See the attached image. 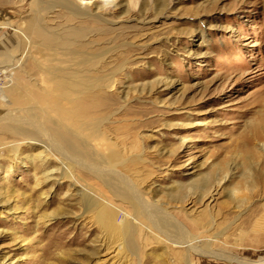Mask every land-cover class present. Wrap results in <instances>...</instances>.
Wrapping results in <instances>:
<instances>
[{
	"label": "rangeland",
	"instance_id": "374dc122",
	"mask_svg": "<svg viewBox=\"0 0 264 264\" xmlns=\"http://www.w3.org/2000/svg\"><path fill=\"white\" fill-rule=\"evenodd\" d=\"M9 40L0 264H264V0H0V47ZM73 47L104 53L91 80L105 81L106 107L70 117L48 73ZM112 150L118 166L98 158ZM246 158L262 178L241 187ZM81 190L118 222L136 205L144 230L111 237Z\"/></svg>",
	"mask_w": 264,
	"mask_h": 264
},
{
	"label": "bare ground",
	"instance_id": "6f19581e",
	"mask_svg": "<svg viewBox=\"0 0 264 264\" xmlns=\"http://www.w3.org/2000/svg\"><path fill=\"white\" fill-rule=\"evenodd\" d=\"M27 29H26V31H27ZM20 34H23L22 31H20ZM24 34H25V32H24ZM32 35L35 37H42L43 36L41 29H39L38 27H35V26L31 27V29H30V37ZM78 35H79V33L75 31V32H72V35H70L69 38H71V39L76 38ZM30 37H28V38H30ZM69 38H68V41L71 40ZM66 55H67L66 66L61 67L59 65H56L51 70H49L48 75H49L50 79H54V80L57 79V81L60 82V84L62 86H64V85L66 86V88L64 86V88H65L64 91H67V95L73 104L72 110L69 111L68 115L70 117L77 116L78 114H81V113L87 115V111H90V110L95 111L94 108L95 109L97 107L105 108L106 107V101H105L104 97L101 96L99 98V95L97 94L99 91H101L104 88L105 81L102 80L101 82H97L96 80H93V79L91 80L92 74H93L91 71H93V67L96 64L95 62H93V60H95L97 62V60L101 59L104 56V53L103 52H92V51H88L87 49H82L79 47L78 48L73 47L70 50H68ZM17 63H19V62H17ZM84 71H86V72H84ZM10 74H11V77H9V79H8V81H9L8 85L4 86V88L0 91V100H2L3 102L7 101L6 92H8L9 89L8 90H5V89H7V87L11 83V78H12V69L11 68H10ZM111 77H109V78H111ZM92 99L95 101H92ZM94 118L95 117L93 115H92V117H90V119H92V123H89V126L92 127V129L96 130V129H98L97 128L98 123H96ZM76 130L79 131L78 127H76ZM72 134L74 135L75 133H72ZM70 136H72V135H70ZM72 139L73 138H71V140ZM80 139L83 141L84 145L87 143L86 142L87 139L85 137H81ZM70 147H71V145H70ZM75 152H77V151H75ZM98 158L101 160V162L103 164H107L110 166H115V165L118 166L120 164V159H119L120 157L118 155L117 150L116 151L115 150L109 151L108 153H106L103 156H100ZM69 163H70V161H69ZM243 164L248 171L243 172V175L241 178V184H240L241 187L243 186V184H245V185L246 184L247 185L256 184L255 181L260 180V176H261L260 173L263 172V171H261L262 168L259 166H258V168H254V169L251 168L252 164L257 165L256 163H254V160L251 158H246L244 160ZM63 177L68 178L71 176L69 175L67 170H65ZM261 178H262V176H261ZM74 179L72 180L73 184L76 183V181L78 179L77 176ZM238 188H240V187H238ZM108 189L109 190L112 189L111 185H107L106 190L103 188H100L97 190V192L99 194H106L108 192ZM88 194L89 193H87L83 190L80 191L81 204H82V208H83L84 212L93 214L94 220L96 221L98 226H100L103 230H105L111 237H115L118 239H125V238L131 239L136 234H138L139 231L144 230L142 225H141L142 223H140L143 221L141 220L139 222L140 224L137 223L138 219L140 220V213H139L136 205H131L132 209L129 208L130 213H132L131 211L135 212V216H132L133 213L130 214L128 211H126L125 212L126 217L124 216L125 218L124 219L122 218V220L120 222H118L116 220V217H119V216H117L118 209L114 208L115 206L114 207L111 206L109 201L104 202V201L96 199L93 196L88 195ZM244 195L245 194H241L240 196H234L232 194H229V200H230V202L240 203L242 201L241 199H243ZM105 201H106V199H105ZM112 204H114V203H112ZM202 217H203L202 223L197 224V229H200V231H206L208 228H210V224H211L212 220L209 218V216H207V214H203ZM167 221H168V223L170 222L169 219ZM146 226H147V224H146ZM168 226L173 227L175 229V231H178V229H179L175 224H169ZM185 226L189 232H191V229H196L193 224H188V225L186 224ZM166 228H168V227L166 226ZM186 235L183 234L182 236L181 235H179V236L183 239L185 237H188L191 239L190 235L189 236L188 235L186 236ZM204 245L208 246V244H204ZM205 250H207V249H205ZM199 252L206 254L207 256L219 257V256L214 255L213 252H205V251H199Z\"/></svg>",
	"mask_w": 264,
	"mask_h": 264
},
{
	"label": "built area",
	"instance_id": "2783aa9c",
	"mask_svg": "<svg viewBox=\"0 0 264 264\" xmlns=\"http://www.w3.org/2000/svg\"><path fill=\"white\" fill-rule=\"evenodd\" d=\"M11 77L10 67L0 66V91L8 85V79Z\"/></svg>",
	"mask_w": 264,
	"mask_h": 264
},
{
	"label": "crops",
	"instance_id": "0c3cea01",
	"mask_svg": "<svg viewBox=\"0 0 264 264\" xmlns=\"http://www.w3.org/2000/svg\"><path fill=\"white\" fill-rule=\"evenodd\" d=\"M20 41H22L21 38H20ZM6 46H7V47L9 46L8 48L11 49V46H12V44H11V40L7 41V44H5L4 47H0V52H3L2 49H4V52H6V51H7Z\"/></svg>",
	"mask_w": 264,
	"mask_h": 264
}]
</instances>
